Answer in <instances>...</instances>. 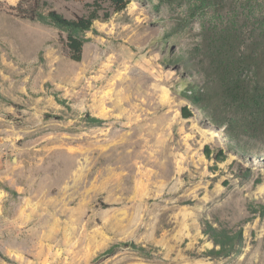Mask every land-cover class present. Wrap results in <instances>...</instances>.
I'll use <instances>...</instances> for the list:
<instances>
[{
  "label": "rangeland",
  "instance_id": "rangeland-1",
  "mask_svg": "<svg viewBox=\"0 0 264 264\" xmlns=\"http://www.w3.org/2000/svg\"><path fill=\"white\" fill-rule=\"evenodd\" d=\"M17 3L0 0V264H264V212L249 209L264 205V133L225 124L199 52L218 17L264 18V0H128L78 62ZM209 227L241 229L239 251L207 256Z\"/></svg>",
  "mask_w": 264,
  "mask_h": 264
},
{
  "label": "trees",
  "instance_id": "trees-1",
  "mask_svg": "<svg viewBox=\"0 0 264 264\" xmlns=\"http://www.w3.org/2000/svg\"><path fill=\"white\" fill-rule=\"evenodd\" d=\"M72 1L84 5V14L66 18L54 10L43 12L44 0H18L12 10L20 17L49 23L63 32L66 54L71 60L78 62L82 58L85 33L92 29L94 21H105L113 13L124 10L128 0ZM199 52L200 57L207 62L206 83L215 84L217 97L230 113L225 124L233 129H236L234 127L237 125L256 135L263 134L264 18L260 16L251 19L249 14L241 17L236 15L218 17L203 31ZM187 98L194 104H199L201 101H207V93L193 89ZM181 115L187 118L192 112L187 106H183ZM204 153L207 158L210 157L211 152L207 146ZM222 156V153H218L214 159L221 161ZM249 209L253 213H263L264 205L251 203ZM205 233L211 236L214 245L212 249L206 251L210 257L237 253L243 240L241 229L228 233L209 227ZM111 250L113 249H109L108 252Z\"/></svg>",
  "mask_w": 264,
  "mask_h": 264
}]
</instances>
